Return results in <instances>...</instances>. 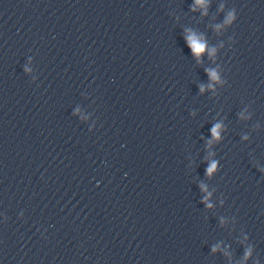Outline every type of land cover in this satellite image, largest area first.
<instances>
[{
	"label": "clouds",
	"instance_id": "clouds-1",
	"mask_svg": "<svg viewBox=\"0 0 264 264\" xmlns=\"http://www.w3.org/2000/svg\"><path fill=\"white\" fill-rule=\"evenodd\" d=\"M192 47L194 49V52L197 54L201 53L204 50L203 45L198 44L195 41L192 42Z\"/></svg>",
	"mask_w": 264,
	"mask_h": 264
}]
</instances>
